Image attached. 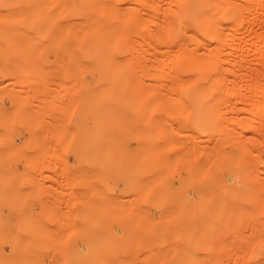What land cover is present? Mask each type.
Wrapping results in <instances>:
<instances>
[{"label":"rangeland","instance_id":"obj_1","mask_svg":"<svg viewBox=\"0 0 264 264\" xmlns=\"http://www.w3.org/2000/svg\"><path fill=\"white\" fill-rule=\"evenodd\" d=\"M0 264H264V0H0Z\"/></svg>","mask_w":264,"mask_h":264},{"label":"bare ground","instance_id":"obj_2","mask_svg":"<svg viewBox=\"0 0 264 264\" xmlns=\"http://www.w3.org/2000/svg\"><path fill=\"white\" fill-rule=\"evenodd\" d=\"M176 1V0H175ZM182 2V1H181ZM175 3H177V4H179V2H175ZM176 4V5H177ZM177 10V9H176ZM186 10V9H185ZM185 12V11H184ZM175 14H177V13H175ZM166 15V14H165ZM180 15V14H179ZM180 16H178V18L175 16V20L177 19H181V18H179ZM182 17V16H181ZM167 18V17H166ZM171 18V17H170ZM168 19V18H167ZM169 20V19H168ZM167 20V21H168ZM182 21L180 22V23H184V21H183V18L181 19ZM195 23H197V24H201L202 22L201 21H207L206 23L208 24V22H210V20H209V17L208 18H202L201 16H199V15H197V16H194L193 17V19H192ZM180 20H178V22H179ZM164 22V21H163ZM177 22V21H176ZM175 22V23H176ZM180 23H179V27H182L183 25V23L180 25ZM205 23V24H206ZM171 24V23H170ZM173 24V23H172ZM178 24V23H177ZM165 25V24H164ZM169 25V24H168ZM161 26V25H160ZM176 26V25H175ZM169 28V27H168ZM175 30H169V29H166V26H164V29H163V36H165L166 35V33H167V36H166V40H165V45H168V46H174L175 45V38H173V39H171V40H169L170 39V37H171V35L172 34H177L178 32L177 31H179V29L177 28V27H175L174 28ZM182 28H180V30H181ZM162 31V30H161ZM185 31H187L186 29H185ZM179 32H182V30L181 31H179ZM195 34V33H194ZM178 35V34H177ZM184 36V35H183ZM187 36V35H186ZM179 37V36H178ZM195 37H197V36H195ZM188 38H189V34H188ZM181 38H179L178 39V42L181 44V40H182V44L185 42V39H186V45H188L187 44V41H188V43H190L191 42V40L192 39H190V42H189V40H187V38L186 37H184V38H182L181 40H180ZM195 40V39H194ZM185 45V46H186ZM180 46V45H179ZM184 46V48H188V47H185ZM182 47H183V45H182ZM180 48V47H179ZM189 49V48H188ZM183 50V49H182ZM179 51V50H178ZM181 51V50H180ZM185 50H183V52H184ZM165 53H166V51H164L163 52V54H164V57H165ZM181 54V53H180ZM175 55V57H177L176 55H178V54H174ZM163 57V58H164ZM245 60V59H244ZM165 61H167V59L165 58ZM248 62V61H247ZM165 64H166V62H164ZM184 64V63H183ZM175 65L176 64H174V69H175ZM184 67V66H183ZM169 68H171V69H169ZM173 67H168V70H170V71H167V67L163 64V68H162V70L160 71V74H161V84H160V86H158V87H160V92L162 93V92H164V93H173V92H170L171 90H174V91H176V89L178 88V81L176 82V80L174 79L175 77H176V75H178L177 73H176V71L174 72V69H172ZM176 70V69H175ZM159 74V75H160ZM175 74V75H174ZM246 74H248V73H246ZM245 74V75H246ZM172 76V77H171ZM174 76V77H173ZM160 77V76H159ZM171 78V79H170ZM177 78V77H176ZM182 78H184V77H182ZM245 78V77H244ZM246 78H247V75H246ZM156 79H159V78H156ZM172 79H174V80H172ZM111 80V79H110ZM172 80V81H171ZM247 80H248V78H247ZM158 81V80H157ZM172 82V85H170L171 84V82ZM184 81V80H183ZM246 81V80H245ZM160 82V81H159ZM169 82H170V84H169ZM181 82V81H180ZM186 82V81H185ZM239 82H241V81H239ZM238 82V83H239ZM108 82H106V84H107ZM184 83V82H183ZM183 83H182V85H183ZM190 83V82H189ZM245 83H247V82H245ZM250 83V82H249ZM105 84V83H104ZM114 85H115V83H114ZM114 85H113V87H114ZM154 86H155V84H153ZM152 85V86H153ZM187 85V84H186ZM248 86L250 85V84H247ZM105 86V85H104ZM151 86V85H150ZM239 86V85H238ZM247 86V87H248ZM251 86V85H250ZM249 86V88H251ZM111 88H112V86H110ZM148 87V89L149 90H151V89H153L154 87H150L149 88V86H147ZM110 88V89H111ZM252 88H253V86H252ZM109 89V90H110ZM115 89V88H114ZM163 91H162V90ZM104 91V90H103ZM151 91H155V90H151ZM106 92V91H105ZM183 92V91H182ZM107 93V92H106ZM255 94H257V93H255ZM163 95V94H162ZM165 95V94H164ZM258 108H256L255 110H257ZM259 110V112H261L262 110H261V108L260 109H258ZM258 110H257V113L256 114H258ZM258 116V115H257ZM258 119V118H257ZM259 125H261L260 123H258ZM259 127H261V126H258L257 125V127H255V128H257V129H259ZM190 129V128H189ZM191 132V131H190ZM190 135V134H189ZM193 136V135H192ZM187 137V136H186ZM196 137V136H195ZM195 137H193L195 140H196V138ZM187 139V138H186ZM189 139V138H188ZM199 139V138H198ZM190 140V139H189ZM191 140H192V138H191ZM190 140V141H191ZM191 141V142H194V144H196V147H198V145H200V144H198L199 142H198V140H196V141ZM195 142H197V143H195ZM198 144V145H197ZM200 147V146H199ZM198 147V148H199Z\"/></svg>","mask_w":264,"mask_h":264}]
</instances>
